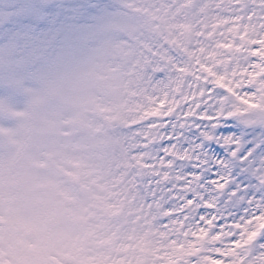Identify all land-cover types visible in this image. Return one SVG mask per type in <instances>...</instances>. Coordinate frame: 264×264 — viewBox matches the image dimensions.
<instances>
[{
  "label": "rangeland",
  "instance_id": "obj_1",
  "mask_svg": "<svg viewBox=\"0 0 264 264\" xmlns=\"http://www.w3.org/2000/svg\"><path fill=\"white\" fill-rule=\"evenodd\" d=\"M54 1L58 0H0V90L5 79L17 78L18 73L40 75L45 79L40 88L46 101L40 100L30 120L21 116L18 100L0 111V116L5 118L0 120L2 158L9 160L20 138L24 145L15 165L8 164L6 171L0 166V264H88L85 259L92 256L89 254L93 247L109 248L113 245L108 242L114 243L117 237L123 239L118 251L112 252L117 246L106 248L97 253L103 258H94L90 263L114 264L117 254L126 261L131 252L137 254L144 249L147 253L141 262L130 264H144L149 255L159 257L164 264L176 261L177 264H256L254 256L261 254V245L264 246V231L252 241V230L264 217V117L250 119L248 115L264 112V64L259 59L264 55V0L261 3L236 0L231 13L225 12L221 17L207 15L200 7L208 1L196 0L192 9L195 14L191 12L198 20L183 36L184 43L179 48H175V38L165 26L153 22L148 26L140 20L139 31L136 29L128 9L131 7L133 11L137 7L136 0H75L74 8L71 2L63 4L64 0L54 7ZM221 1L226 0H212V3L220 6ZM158 2L163 0H153L152 6ZM240 2L245 4L243 10ZM174 6V0L166 1L169 9ZM227 20L226 37L216 38L214 32L221 37ZM251 21L257 28L248 34L245 27ZM236 22L242 28L234 36ZM176 32L182 35L185 31L181 33L176 27ZM137 33L152 39L146 45L148 48L132 49L131 55L122 51L121 46L125 42L132 44ZM193 42L197 44L195 53L188 47ZM242 52L245 59L241 61ZM56 58L64 61L69 73L70 69L73 71L70 77H60L61 83L58 73L49 67ZM141 67L146 72L144 77L158 76L161 84L166 82L174 92L178 88L173 70H190L187 79L194 88L186 92V101L183 91L179 92L181 96L176 99L179 109L173 119L169 111L171 104L165 113L154 114L162 89L150 94L151 105L147 108L152 107L154 113L146 111L147 108L137 111L141 107L137 98L145 101L148 94L144 88L138 89L143 81ZM230 71L236 73L232 83ZM132 75L134 78L129 79ZM6 88L2 96L9 93ZM208 94L206 102L204 96ZM116 97L121 103L119 118L107 114L105 108ZM183 112H189L190 117L181 125L178 120L183 119ZM221 124L224 127L229 124L236 131L224 135L220 141L215 130ZM83 127L89 131L83 133ZM116 127L119 133L114 132ZM99 134H108V147L107 139ZM150 138L155 139L154 144ZM180 140H184L185 146L178 150ZM209 143L223 148L220 167L218 159L214 162L211 158L213 151L206 147ZM61 145L68 148L60 151ZM188 146L192 147L193 156L182 173L185 192L180 182L171 179L162 189L171 188L177 193V202L171 205L181 213L175 215L173 221L177 223L157 224L160 231L172 236L164 250L165 257L161 258L162 246L148 251L144 240L137 237V231L149 233L156 226L152 227L150 220V216L154 220L156 215L150 213L144 221L134 217L122 232L119 222H125L128 217V204L134 200L132 188L126 189L129 190L126 197L123 190L118 191L117 197L123 198L119 204L100 207L101 193L90 179L84 184L82 171L89 164L91 175H95L102 160L107 174L103 175L102 169L100 174L113 184L123 175L119 171L123 167L131 166L127 169L130 178L142 174L137 164L148 167L147 177L171 178L177 158L189 155ZM107 149L111 151L108 157ZM253 158L254 164L247 171L246 164ZM163 165L167 170L160 171L158 167ZM209 169L216 171L207 184L210 194L205 208L212 211L197 215L194 218L197 226L188 220L180 224L178 218H188L193 206L204 209L192 201ZM72 177L77 178L80 187L76 196L71 194ZM215 191L222 194L220 202L213 198ZM134 201L144 207L147 193L143 200ZM223 207L229 210L220 216ZM109 218L118 222L110 223ZM95 228L98 232L93 240ZM188 232H193L191 239ZM213 235L217 240L205 249ZM247 240L252 241L251 246L245 245Z\"/></svg>",
  "mask_w": 264,
  "mask_h": 264
},
{
  "label": "bare ground",
  "instance_id": "obj_2",
  "mask_svg": "<svg viewBox=\"0 0 264 264\" xmlns=\"http://www.w3.org/2000/svg\"><path fill=\"white\" fill-rule=\"evenodd\" d=\"M146 1H147L146 3H148V5H149V8L146 9L145 11H142V12H140L138 14H134L133 15L135 17V20L137 21V24H135V26H137L139 24V22H138L139 17L142 18L141 14H144L146 11H148L147 12V16L148 17H146V18L155 21L156 24H158V25H161V26L165 25L166 28L168 27V29L170 30L171 34L175 38V41H174L175 48H179L184 43V40L182 38H180L178 36L177 32H176V27L179 26V24H181V22H180V15H181V9H180L181 3H180V0H177V3L175 4V6L173 8H171V9H169V7H166V5H165L166 4V0H163V4L161 5V6H163L161 13H158V12L154 11V9H156V6H154V5L152 6V1L153 0H146ZM201 1H204V0H201ZM207 1H208V3L206 5H202L200 8L202 10H204V12L207 15H209V16L210 15H214L216 17H221L225 12L226 13H231L232 6L234 5L236 0H226L223 3V6H221V7L213 5L212 0H207ZM255 1L258 2V3H261L260 2L261 0H255ZM230 5H231V8H230ZM228 22L226 23L225 27L222 28L223 29V35H221V37L218 36L217 32H214V36L216 38L220 39V38H225L226 37L227 32H228L227 31ZM162 23L164 25H162ZM138 26L136 27V29L138 28ZM256 28H257V25L255 26L252 21L249 23V26L245 27V29L247 30L248 34H251L252 32H254ZM144 29H146V28H144ZM144 29H143V31H144ZM137 30L139 31V28ZM151 33H152V31H151ZM153 36H155V38H157L156 37L157 36L156 33H154ZM191 37H194V36H191ZM189 40H191V39H189ZM249 40H248V46H250V41ZM147 44L148 43L146 42L145 37L144 36L141 37L137 33L136 37H135V41L133 40L132 44H128V42H125L121 46V50L122 51H127V53H129V55H131L132 49H137L139 51H143ZM188 47H189L191 53H195L197 44H196V42H193V43H190ZM146 48H148V47H146ZM251 51H252V49H250L249 53L246 52V57L250 55ZM201 56H202V54H201ZM204 59H205V57H204ZM243 59H245V54L244 53L241 56V61ZM203 61H205V60H203ZM237 65H239V64L235 63V66H237ZM141 71H142V74L143 73L146 74L144 68H142V67H141ZM144 74H143V81H142V83L140 85L141 87L139 86L138 89L139 90H143V88H144V90H145L144 92L147 91L148 94L144 97L145 101L140 100V99L137 98V100L139 101V104L141 105L140 109H143L146 106L150 105V94L152 92H157L162 86V84H161L162 81H161V79L158 76H155L154 78L149 77V76L144 77ZM229 76H230L229 77V82L232 83L234 81V79L236 78V73H233L232 71H230L229 72ZM132 78H134V75L132 76ZM123 81H125V79H123ZM209 95L210 94L205 95L204 99H205V97H206V99H208ZM206 99H205V101L207 102ZM134 101L136 102L135 97H134ZM105 108L107 109V114L115 115L117 118L121 117V113H120L121 103H120V99L119 98L116 97L115 101L109 103ZM194 109H196V108H194ZM90 119H91V121L94 120L92 118H90ZM99 121H100V119H99ZM183 123L184 122H182V124ZM221 126L224 127L223 124H221ZM227 127H230V125L228 124ZM88 128L90 130L89 125H88ZM83 130H84L83 133H87L89 131L88 129H85L84 127H83ZM119 131L120 130H118L117 127L114 130L115 133H119ZM53 133H55V132H53ZM81 136L83 137L82 134H81ZM81 136L78 137L79 140H80ZM100 136L103 137L106 140L107 137H108V134H104V135H100ZM100 136H97V138L99 140H100ZM223 136H224L223 134L218 135V139L221 141ZM91 138H93V136H91ZM132 139H134V138H132ZM83 142H85V141L83 140L82 143ZM106 144H107V147L110 145L109 139H107ZM177 144H178V150H180L181 148H183L185 146L184 140H180ZM63 147H64V145H61L60 149L63 148ZM187 148H188V154L189 155L187 157H178L176 162H175V164H174V166L172 167V171H171V174H172L171 181L180 182L181 186L184 189V192H185V188H186V186H185L186 182H184V179L182 178V173L184 171H186L187 165H188V163L190 161V156H193L192 147L188 146ZM110 154H111V151L107 149L106 157H108ZM223 157L224 156L219 155V154H217L215 152L211 153V158L213 159L214 162L216 161V159H218V161H219L218 167H220L222 165V162H221L220 159H223ZM254 161H255V159L253 158L251 161L248 162V164H246V170L247 171L253 166ZM107 166H108V163H107ZM108 168H110V167H107V169ZM83 169H84V171H82V172H83V177H84V180H85V184L87 185L88 184V179H90V181L94 182V186H95L96 190L100 191V193H101L100 197H99V202H101L103 204L98 205L96 203L100 207L105 206L107 203L108 204L111 203L112 200L114 199L116 191L123 190V192H124V190L131 188L132 183L130 181L125 182L124 184H122V186H116L115 184H113V182H111L110 179H105V178L103 180L98 179V176L101 173V169H102L103 175L107 174V170L106 169L103 170L102 160H101V163L99 165L98 170L95 172V175H91V166H89V164L85 165V167ZM214 175H216V171L214 169H209L207 174L204 176L205 179L204 178L202 179V182L200 184V189H199V193L200 194H199L197 202L199 203V205L204 207V209L201 210V208H198L197 206H193L192 207L193 211H192L191 216L188 219V221H190L191 225L197 226L198 223H197L196 220H194V218L197 215L202 214L203 212H207V209L205 208V206L209 205V203H208L209 202V198H208L209 192H208L206 186H207L208 183L211 182V180H209V179L211 177H213ZM169 193L170 192L167 193L165 191L164 194H163L162 204L164 205V207H165L166 202H167V200L169 198V195H168ZM108 195H110V197ZM160 195H161V192H160ZM141 198H142V194L138 195V198H136V199L139 200ZM114 202L115 201H113V203ZM134 202H135L134 200H133V202L130 200V202L128 204V208H127L128 217L125 220V222H123V223L119 222V224L121 226V229H122V232H124L126 230V225H131V222L133 221L134 217L141 218V220L144 221L145 218L150 216V210L146 206L140 207L139 205L134 204ZM228 210H229L228 207L227 208L223 207L221 209V212H219V215L220 214L221 215H226ZM232 212H233V210H232ZM194 213H195V215H194ZM231 215H232V213H231ZM241 218L244 219L245 216L242 215ZM109 219H110L111 222H114V223L118 222V219H112V218H109ZM246 224H244V225H246ZM244 225H242V226H244ZM97 232L98 231L95 228L93 230L92 235H91L93 240L96 239ZM137 232L139 233V236H137V237H140V241L141 240L142 241L145 240L147 242L148 251L153 250V249L157 248L160 245V246H162V248H161V250L159 252L160 255H161V258L165 257L164 250L166 249V246L169 244V234L165 233L163 230L160 231L157 226L151 228L149 233L142 234L140 231H137ZM229 233L230 232H228L226 235H228ZM187 236L191 239L192 236H193V232H188ZM216 240H217V237H215L214 235L211 236V238H209V240L207 241L205 249L210 247L212 245V243L215 242ZM113 241H115V242L114 243H111L112 241L108 242V243L113 245V246H111L109 248H108V246H106V247L105 246L93 247L90 250V254H89V255H92V256L86 258L85 259V263L88 262V264H91L90 262H92L94 260V258H103L101 255H99L97 253L104 251L106 248L111 249V248L117 246L113 250V252L114 251H118L121 248V243H123V239H121L120 237H117V238L113 239ZM261 246H262L261 249H260L261 250V254L258 253V254H256L254 256L256 264H264V246L263 245H261ZM148 254H150V253H148ZM141 258L142 257H139L137 254H134L133 252H131L129 254V256H128L126 261H123L119 254H117L116 257L113 260L115 261L114 264H125V262L130 264V262H137V263L141 262ZM104 261L105 260H103V262ZM144 264H153L151 262L150 255H149V257L148 256L145 257ZM156 264H160V263L157 262Z\"/></svg>",
  "mask_w": 264,
  "mask_h": 264
},
{
  "label": "snow or ice",
  "instance_id": "obj_3",
  "mask_svg": "<svg viewBox=\"0 0 264 264\" xmlns=\"http://www.w3.org/2000/svg\"><path fill=\"white\" fill-rule=\"evenodd\" d=\"M236 129L232 128V127H218L215 132L216 135H227L228 133H233L235 132ZM206 147H208L211 151L219 154V155H223V148H221L219 145L214 144V143H209L206 145Z\"/></svg>",
  "mask_w": 264,
  "mask_h": 264
},
{
  "label": "clouds",
  "instance_id": "obj_4",
  "mask_svg": "<svg viewBox=\"0 0 264 264\" xmlns=\"http://www.w3.org/2000/svg\"><path fill=\"white\" fill-rule=\"evenodd\" d=\"M53 72H55V70L53 69ZM264 117V112H251L248 115V118L250 119H257V118H261Z\"/></svg>",
  "mask_w": 264,
  "mask_h": 264
}]
</instances>
